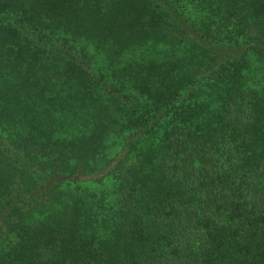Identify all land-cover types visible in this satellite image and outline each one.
Here are the masks:
<instances>
[{
	"label": "trees",
	"instance_id": "obj_1",
	"mask_svg": "<svg viewBox=\"0 0 264 264\" xmlns=\"http://www.w3.org/2000/svg\"><path fill=\"white\" fill-rule=\"evenodd\" d=\"M0 264H264V0H0Z\"/></svg>",
	"mask_w": 264,
	"mask_h": 264
}]
</instances>
